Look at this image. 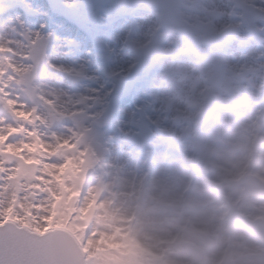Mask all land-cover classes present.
<instances>
[{"label":"bare ground","instance_id":"bare-ground-1","mask_svg":"<svg viewBox=\"0 0 264 264\" xmlns=\"http://www.w3.org/2000/svg\"><path fill=\"white\" fill-rule=\"evenodd\" d=\"M61 1L69 5L77 0ZM110 1L111 0H93L97 6L94 15L97 19L96 21L100 22L95 23L99 29L106 28L107 30L111 28V40L106 47L107 58L105 60L109 63V66L106 67L105 71L107 70V72H110L113 69V75H118L125 71L124 63L130 61L128 53H125L130 46L123 45L124 40L130 39L131 34L129 33L132 32V37L135 38L136 41H146L151 36H154L160 23H158L159 17L157 13L154 17L152 10L143 7L142 9H134L133 6L132 8L134 11L131 14L116 11L110 14V12L107 11L109 10ZM223 1L224 0H199L197 7V10L201 13L199 18L203 21L205 14H203L201 10L202 7L206 6L209 11L216 10V15L218 19L221 20L224 16ZM192 2L193 0L176 1L177 14L187 25L193 24V21L199 22L196 15L198 12L192 5ZM27 3L28 0H21L19 7L27 10L26 7H28L27 5L29 4ZM226 6L227 9L228 5ZM29 7L31 9V5ZM3 10H6L5 7ZM104 19L106 22L101 23ZM202 24L206 25L209 23ZM212 24H217L219 27L221 26V23L213 22ZM125 26L127 29L123 30L122 38L120 39V32ZM0 29V43L11 42V46L16 49V56L18 57V60L14 61L16 68L19 72H24L27 67L23 65V62L27 58L26 55H18L22 47L16 42L15 36L17 34L16 30L18 29H20L23 34L24 32H28V30L25 29V23L18 17L8 15L4 20V24L0 25ZM34 37L37 39L39 34H34ZM236 39L235 42L241 43L245 37L243 34L239 33ZM56 41L67 42V39L57 37ZM83 43V41L80 42L78 47H82ZM260 43H264V40ZM58 45L56 46L60 48ZM231 51V46H229L226 49L223 59L224 65L229 72L232 70L236 71V69L247 68V64H252V68H254L256 72L260 71L258 68L260 64L258 66L256 62L260 63V60H263V51L255 52L256 48L249 45V47H246L244 53L246 57L243 58V60L248 62L241 63L240 65L237 63L240 62L239 57L233 56ZM80 55L82 56L79 58V61L82 62L85 69L90 73V78L88 79L91 81L94 80L93 72L94 74L100 73L95 63L96 59L91 55L89 49H83ZM52 56L53 57L50 56L48 59H42L45 63L49 64L47 65V72L40 77L41 94L44 98L43 103L40 104V113L42 116H49L51 114L53 118H61L56 111V108L59 107L57 98L68 105L72 103V101L69 100L72 96L71 93L67 94V92H65L68 97L63 94V88L67 86L65 78L71 74L69 72L71 64H69V59L67 57L61 55L60 58L59 55V57L55 58L57 55ZM169 63L166 61L161 63L162 71L161 73L153 75L151 90L147 91L143 88L144 82L149 78L147 76L138 83L135 92L132 93V97H130V101L127 103L129 106L135 103L134 111H143L146 108L153 114V119L149 123H151L154 128H161L172 133L177 129L180 130V126L183 122H186L188 127H190V124L187 119L182 122L176 115L178 111H183V109L180 108L182 105H178L175 109H171L170 117L173 116L174 120H171L170 117L164 118L160 115L162 106L166 109L169 107H167L165 102L160 98V90L155 85L163 73V66ZM173 63L181 65L192 64L190 58L186 56L185 58L179 57L177 60L173 59ZM208 64V60L200 64L202 70L200 74L201 79L205 78L203 75L207 73V69L209 68ZM64 65H67L68 69L65 68ZM262 65L261 63V67L263 68L262 72L264 74V66ZM57 67H60L61 73H56L57 71H55V68ZM79 67L81 68V65H79ZM110 67H112V69H110ZM84 76L83 80L85 81L88 76L86 78ZM196 77L194 83L199 79V75L197 74ZM260 79H264V77L261 76ZM68 88V92H70L73 87L68 85ZM254 89L258 90L253 91ZM238 90L237 92H232L229 97L230 99L232 98L229 100V104L228 100L224 99L222 92L217 94L219 100V109L217 110L219 111L213 114L210 127L207 126V128L198 133L194 131L188 132L186 128H184L187 136L182 138L180 135H177V142L184 148L183 152H191L193 157L200 161V163L205 161L206 151L211 147H216L220 152L218 156V158L220 157L218 160L220 166L213 173V177H216L217 174L223 176L224 183H231L232 185L236 183L232 178L235 175L240 176V174L245 171L257 175L264 181V146L258 147L257 144H255L254 149L259 152L254 154H247V151L243 149V142L251 135L253 136V134H255V136L259 135L264 137V99L262 100L264 97V88H260L257 83L251 82L249 88H239ZM185 91H187V89ZM105 93H96L100 95V105L103 104V95H105ZM18 95L20 98V94ZM33 101L34 95L32 94L31 98L26 102L28 109L32 107ZM21 102L23 103L22 100ZM76 106H78V104H76ZM132 112L133 111H131L128 106L118 105L114 111L117 117L114 115V120L113 118L112 120L114 123H119L125 128V126L128 125L127 123H130L128 122V118H130ZM73 113L81 115L84 117L83 119H87V117L90 116V110L87 107L77 111L74 110ZM1 114H4L6 117L8 116V113L3 108H0V115ZM256 114L258 115V120L255 118ZM189 117L191 116L189 115L187 118ZM59 125L60 121L57 125L51 124L49 127H46L38 124L36 127L47 139L55 138V140H58L63 138L68 141L66 143L67 150L73 149V147L69 145L72 141L75 146L85 142L86 137L84 136L88 133L85 129H83L84 133L82 134H71L69 136V134H63L62 132V134L60 133L61 136L54 137L52 135L54 134L52 130L62 127ZM78 132H80V129H78ZM124 132H129V130L127 131L125 129L123 134ZM152 135L155 138V142H157V136L154 132H152ZM121 137L122 135L116 134L114 131L108 134V139L113 141V157H119L117 164H115L112 159H108V162H111V167H109L106 172L97 169L95 173L98 172V174H94L93 176V185L86 187L83 190V195L79 196V202L81 201L80 206L84 210L90 201V196L96 194L93 199L96 200L99 210L97 214L91 216L93 224L86 228V246L90 248V258L98 253H101L102 258L106 257L105 254L107 253H114V248L120 246V239H126L125 229L128 225V221L124 213L128 206H136L137 221L135 231L139 238V242L128 246L126 257L129 256V262H125L126 264H143L146 259L157 251V249L163 246H172V244L176 246L181 245V249L175 248L172 250V255L167 264H264V246L259 244L257 239L253 235H250V233H247L242 226H233L235 223L232 221V215L228 214V212L225 213L224 209H221L219 205L220 197L212 196V194L207 195L206 193L210 187L206 186L204 180L197 176L187 174L183 169L181 170L179 166L181 160L175 153H169L172 157L169 162L177 164V168L168 169L169 171H166V168L161 167L157 175L153 173L152 176H149L154 166L156 165V168H159V163L162 158L164 156L169 157L170 155L161 152L156 148L157 146L154 145L155 143L147 150L131 147L126 148L125 140H121ZM57 142L58 141H56V143ZM2 143L3 139L0 141V144ZM58 149V152L63 154L65 149L62 147ZM150 154L153 155L149 160ZM235 154H237V156H233ZM75 161V156H73V158H67L65 165L67 167H73ZM221 162L225 164L228 163V165H230L229 168L223 167ZM58 172H60V170ZM163 174L171 181L166 183L162 181L160 178ZM59 176L64 180L63 177L66 175L61 172ZM160 183L161 186H158ZM179 186L181 187L176 192ZM184 186H188L191 192L189 195L190 204L188 206H183L180 202V196L182 197L185 193ZM96 187L100 191L99 194L98 190L96 192ZM158 192L162 196H169L171 198V203L164 202L159 198ZM229 192L231 193L232 190ZM226 199L234 205L235 211L238 212V210H240L248 218H253L256 214H259L261 218L264 219V200L243 197L236 198V196L231 194L226 196ZM227 200H225V202L228 203L229 206L231 203ZM117 210H120L118 214H116ZM232 212L233 211L230 213ZM237 212H234V214ZM184 213L193 216V222H191L187 230H183L178 226V221L182 219L181 217ZM103 214L104 216H101ZM113 214L116 217H112ZM173 229H176V231L179 230L181 234L189 238L178 241H176V239L174 240L171 234ZM110 240H116L113 248L110 246ZM134 250H137V253L134 254L132 258L130 253L134 252ZM222 254H225L224 259H222ZM254 259L255 261H252Z\"/></svg>","mask_w":264,"mask_h":264},{"label":"rangeland","instance_id":"rangeland-1","mask_svg":"<svg viewBox=\"0 0 264 264\" xmlns=\"http://www.w3.org/2000/svg\"><path fill=\"white\" fill-rule=\"evenodd\" d=\"M4 1L5 0H0V24L4 23V20L8 15L14 16L18 17L22 22H24L25 29L28 30V34L26 32H24L23 34L20 29L16 30L17 34L15 36V40L22 47L18 55H26L27 59L24 60L23 65L27 68L24 72H20L22 74V84L20 87L12 89L14 95L20 94L21 100L24 104H26L27 100L30 99L31 95L33 94L34 101L30 109H35L36 111V108H40L39 105L43 102L44 98L42 95L38 96L34 81L40 78V76H42V74H44L47 70V68H45L47 66L42 60L44 56H46L47 54L49 56L54 54V56L57 55L56 57H59L60 55L61 58L62 55L63 57H67L69 59V64H71L69 68V72L71 74L65 78L67 86L63 88V94L68 97L67 94L71 93L72 96L69 100H71L72 103L68 105L67 103H64L62 100L57 98L59 107L56 108V111L57 113H59V116H61V118H53L51 114L49 116H42L40 114V111L38 115H40V117L42 118V123L40 124L46 127H49L51 124L57 125L60 121L59 126L62 127H58L59 129L55 128L54 130H52V132L54 133L52 135L54 137L61 136L62 132L63 134H69V136L71 134H82L84 133L83 129L87 130L88 132L84 136L86 137L85 142H82L77 146L74 145L73 141L70 142L71 144L69 145L73 147V149L71 150H67L66 143L68 141L64 140L63 138L58 139V142L54 147V151L56 152H58L59 147L65 149L63 152V163L61 164V167L59 169L60 172H58L57 175L58 179H60L59 173L61 172L67 176L63 177L64 180L60 179V183L62 186L67 183V187L63 188V193H65L66 195L60 202L61 208L65 213L63 217V226L65 227L67 225L69 229L78 236L79 239L84 241V239L87 237L86 228L90 226L89 219L92 215L94 216V214L98 213V211H94V208H98L96 200L93 199L96 194L94 196H90V201L86 206V209L84 210L80 207L78 201L79 196L83 195V190L86 187L93 185V176L94 174L98 173H95L97 169L103 170L105 172L107 171V168H109L108 162H106L103 158L99 159V153H102V155H104V157L106 158V156H108L107 153H109V151H107L109 148L106 147H111V145L104 143V140H102L104 134L109 133L110 129H113L116 133H118L121 129L122 132L126 129L127 131L129 130V132L123 135L125 144L130 145L131 143L136 142L141 146H145L146 135L151 136L149 126L147 128L146 134H140L139 115L142 114V111H134L135 104L130 106V109L133 110V113L130 115V118H128V122L132 123L133 126L131 131L130 123H127L128 125H126L125 128H123L120 124H112L115 117V108L118 105H127V101H129L131 96L129 94H122L121 89L124 83L127 81V79H132L134 81L138 80L151 68H149L148 65H136V60L144 56L141 55L140 52L132 46L133 43L140 41H136L135 38H133L131 35L130 39L126 40L129 41L130 48L128 47V50L125 53H128L130 61L124 63L125 71L121 72L118 75H113L112 67H110V69H112L110 72H107V70L105 71L106 67L109 66V63L105 61V55L107 44L110 41L109 39L107 40L106 37L108 36L109 38L110 35L109 32L106 31V28L99 29L95 24L100 22L96 21L97 19L94 15L97 6L94 3L95 1L93 2V0H77L69 5L67 4L68 7H65V3H63L64 1L61 3L60 0H28L29 4H26L28 6L26 7L27 10L19 7V3L21 2V0H9L5 1V3ZM176 1L177 0H111L109 2V10L107 11L110 12V14L115 13V11L126 13L129 12V10L132 9L134 5L139 4V6L141 7L145 6L148 7V9L152 10L154 13V17L156 13L159 14V20L161 17V23L159 22L160 27H163L164 24H167L170 28V24H173L174 27L172 29H169L165 26V32L167 33L166 37H170L174 45H187L186 54L190 55L192 59H196L197 61L200 57L199 60H201V56L206 55V58L203 60H209L210 63H212L211 67L207 69V73L203 75L205 77L204 81H202V79L200 78L202 70L197 73L199 75V79L195 83V86L200 95H206L209 89L218 90L219 92H222L224 99L228 100L229 104V100L232 99L229 98L232 92L239 91V88H249L251 82H255L259 85L260 88H264V79H260L261 76L264 77V74L262 72L263 68L261 67L262 62H256L258 66L260 64V67H258L260 69L259 72L252 70L251 66L242 68L241 73H238L239 69L229 72L228 69L226 70V67H224V55L221 54V48L224 47V42H220L221 40L217 41L219 36L223 33L226 35H230L231 37L233 36V38L235 35L236 37H238L239 33L243 34L244 36L245 28L243 27V25H247V28L250 30V32H252V29H254L255 32H258L254 34V36L257 37V41H255L254 39H251V41L258 44L261 38L264 39V0H253V4L250 3L249 6L245 4L243 5L240 2L241 0H227V2L224 0V16L221 20L218 19L216 10L209 11L206 6L202 7L201 11L203 12V14H205V17L203 18L204 22L202 20L199 22L193 21V25L191 24L190 27L182 24L180 18L175 15L174 4ZM226 3L228 4V11L226 9ZM198 4L199 0H193L192 5L196 10ZM207 4L209 5L208 2ZM234 4L237 5V8L231 10V7ZM30 5L31 9L29 7ZM165 5L167 7H164ZM2 7H5L6 10H3ZM197 12V19H200L199 16H201V13L198 10ZM104 22H106L105 19L104 21H101V23ZM213 22L221 23V26L219 27L217 26V24L213 25ZM260 22H263L261 23L263 24V28ZM202 23L209 24L205 25ZM125 29L126 27L123 28L120 32V39L122 38V33ZM105 33H107L106 36H104ZM34 34H39V37L35 39ZM55 37L66 38L67 42H56ZM233 38L229 39L225 44H231ZM82 41L84 42L83 46L78 47V44ZM151 41L154 42L157 46H160V43L156 40V38H150L145 42ZM243 42H249V40L244 39ZM236 43L237 42H233V44L231 45V53L233 56H237L238 58L243 55V53L239 49L242 46H245V44L236 46ZM56 45L60 46V48H58ZM81 49H89L91 55L96 59L95 63L98 66V70L100 71V73L94 74L93 72L94 80L92 81L88 79L90 78L89 71H87L82 62L79 61V58L82 56L80 55L82 51ZM255 52H259V49H256ZM239 59L240 62H237L239 65L241 63L248 62L246 60H243V58ZM17 60L18 59H16V61ZM220 64L223 67V70L219 71L218 68ZM79 65H81V68L79 67ZM130 65L131 68H128V66ZM64 66L68 69L67 65ZM55 69V71H57L56 73H61L60 67H57ZM83 76L85 78L88 76L85 81L83 80ZM68 85H71L73 87L71 88L72 91L70 92H68ZM257 90L258 89H254L253 91ZM65 92H67V94ZM97 92L102 94L106 92L105 95H103L104 100L102 105L99 104L100 95H97ZM263 99L264 97L262 98V100ZM76 104H78V106H76ZM84 107H87L90 110V116L87 117V119H83L84 117H82L81 115L73 113L74 110L77 111L79 109H83ZM180 108L183 109V105ZM143 113H145L144 119L146 121L145 115L151 112H149L145 108L143 110ZM29 115H31V113H29ZM160 115L162 117L169 118V116H171V111L162 106ZM0 117L7 118L4 114H1ZM173 118L174 117L172 116L170 119L173 120ZM191 118L192 122H190V127H188L186 123L183 122V125H185L188 131H191V123L194 124L192 125L193 131H199L210 121H203L201 117L196 114H192ZM33 119L35 120L34 117ZM78 129H80V132H78ZM154 132L159 138L158 140L161 143V149L166 151H174V153H176L178 157H180L182 162L181 170L183 169L187 173L196 174V176L203 178L208 187H220L217 191H215V196L220 197V200L221 197L227 200L226 196L230 194L236 196V198L245 196V188L242 184V179L246 175L251 174L249 171L242 172L240 176L235 175L233 177V181H236V183H234L233 185L230 183H223L224 179L220 178V175L213 179V184H210L206 179H210L212 177L211 172H209L208 169L209 165H213L210 160H212V158L216 156V153L214 152L215 149L211 147L206 151V160L201 164L191 158L188 155L189 153L186 154L182 152L181 145L175 140L172 133L159 128L154 129ZM177 132L179 133V131ZM162 135L168 136L170 139H172V147H170V145L172 144L168 142L169 140L165 142L163 141ZM186 136L187 134L185 133L184 137ZM2 139L3 138L0 137V141ZM257 139H259L261 142L260 147L263 146L262 144H264V137L259 135L255 136V134H253L251 140L247 138V140L243 142V149L247 151V154H251L252 152H254V145ZM168 147L173 149H169ZM182 149L184 150V148ZM167 154H169V151L167 152ZM73 156H75L76 158L74 166L67 167L65 165L67 158H73ZM233 156H237V154ZM168 164L169 163H167L166 158H164L159 165L160 167L157 169L158 171L156 170L154 172L153 170H151L152 173L149 176H152L153 173L157 175L160 172L161 167L166 168V171L177 168V165H174L172 167ZM221 165L226 168H229L230 166L228 165V163L225 164L224 162H221ZM215 166L216 169L219 168V162H216ZM251 175V183L253 182L254 185L264 184V182L256 175ZM160 179H162V181H165V183L171 181L167 176L165 177L164 174ZM158 186H161V183ZM180 187L181 186L176 189V192L180 189ZM97 190L98 189L96 187V192ZM229 190H232L233 193H229ZM99 193L100 191L98 190V194ZM188 194H190V192ZM158 197L161 198L164 202L171 203V198L169 196H162L158 192ZM223 199L219 202V205L221 209H224V212L226 213L233 208V205L229 200H227L229 201V203H231L228 206V203H225ZM180 202L184 206H188V195L185 194L184 198L183 196H180ZM119 212L120 210H117L116 214H118ZM135 214H137L136 206H128L126 212L124 213V216L127 217L128 221V225L125 229L126 239H120V246H116V248H114V253H107L105 254L106 257L103 258L101 257V253L94 255L91 261L92 264H126L125 262H129V256L126 257L128 246L139 242V238L137 237L135 229H133V233L129 230L131 228V226L129 225L130 220L131 218H135ZM101 216H104V214ZM232 216L234 218V222L239 225V216L235 217L234 214ZM112 217L116 216L113 214ZM181 218L182 219L178 221V226H180L181 228H186L189 222H191V220L193 221V216H191L190 214L184 213ZM175 231L176 229H173L171 231V234L175 238L184 237L179 233L177 234V231ZM188 238L189 237H186L185 239ZM115 242L116 240L109 241L112 248L114 247ZM86 247L89 248L88 246ZM175 248L181 249V245H177L175 246ZM170 249L171 246H163L162 248L157 249V251H155V253H153L152 256H150L148 259H146L143 264H167L170 258ZM136 253L137 250H134V252L130 253L131 257L133 258L134 254ZM163 255H167L168 258L164 259ZM222 257L224 258L225 255L223 254ZM252 261H255V259Z\"/></svg>","mask_w":264,"mask_h":264},{"label":"snow or ice","instance_id":"snow-or-ice-1","mask_svg":"<svg viewBox=\"0 0 264 264\" xmlns=\"http://www.w3.org/2000/svg\"><path fill=\"white\" fill-rule=\"evenodd\" d=\"M17 58L10 41L0 43V108L8 113L0 117V264H80L61 230L64 156L37 129L35 109L13 94L22 84Z\"/></svg>","mask_w":264,"mask_h":264},{"label":"clouds","instance_id":"clouds-1","mask_svg":"<svg viewBox=\"0 0 264 264\" xmlns=\"http://www.w3.org/2000/svg\"><path fill=\"white\" fill-rule=\"evenodd\" d=\"M143 56H168L166 50L159 48L154 42H136L132 45ZM201 70L199 63L190 65H181L170 62L163 66V73L156 83V87L160 90V98L165 102L166 106L175 109L178 105H183V111L176 113L177 117L183 122L189 115L196 114L203 118L212 115V104L210 97L220 92L209 89L206 95H200L196 90L195 78L196 73ZM187 89V91H185ZM185 125L180 126L179 135L185 136ZM213 189H209L206 193L211 195ZM249 198L264 200V184H256L248 193Z\"/></svg>","mask_w":264,"mask_h":264},{"label":"water","instance_id":"water-1","mask_svg":"<svg viewBox=\"0 0 264 264\" xmlns=\"http://www.w3.org/2000/svg\"><path fill=\"white\" fill-rule=\"evenodd\" d=\"M75 236V235H74Z\"/></svg>","mask_w":264,"mask_h":264}]
</instances>
